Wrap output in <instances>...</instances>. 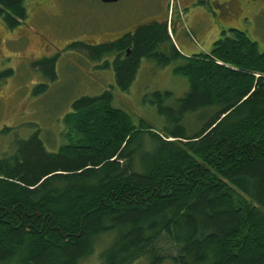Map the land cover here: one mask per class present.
Listing matches in <instances>:
<instances>
[{"label":"trees","instance_id":"trees-1","mask_svg":"<svg viewBox=\"0 0 264 264\" xmlns=\"http://www.w3.org/2000/svg\"><path fill=\"white\" fill-rule=\"evenodd\" d=\"M27 1L0 0L8 29L25 20ZM68 48L112 67L120 91L143 58L176 62L189 87L175 105L170 91L148 95L157 128L114 107L106 89L71 101L70 140L57 151L39 129L17 137L0 157V264H79L104 234L98 264H264V50L230 28L209 52L183 55L167 21ZM56 60L31 64L47 81L33 95L56 80ZM12 74L1 70L0 84ZM188 115L207 119L190 130Z\"/></svg>","mask_w":264,"mask_h":264},{"label":"rangeland","instance_id":"rangeland-1","mask_svg":"<svg viewBox=\"0 0 264 264\" xmlns=\"http://www.w3.org/2000/svg\"><path fill=\"white\" fill-rule=\"evenodd\" d=\"M157 1L160 2L32 0L25 3L27 16L16 28L8 29L0 21V71H13L0 84V157L14 150L17 137H27L36 129L40 130L46 148L57 151L70 140L65 134L62 117L70 111L71 101L106 89L111 90L114 107L131 115L135 123L144 119L157 128L162 119L149 102L148 95L155 90L170 91L172 97L167 103L175 105L189 87L185 77L173 73L176 62L159 67L143 58L129 89L120 91L112 67L98 68L101 63L90 60L83 51L68 48L73 42L92 45L109 38L113 40L136 25L164 20L163 14L157 15ZM169 1L172 6L171 13L167 14V19L171 16L170 37L183 55L198 53L199 49L210 50L221 37V30L229 28L244 31L260 50H264V0H228L232 1L235 13L230 18L221 17L218 8H215V17L207 6L186 5L184 0ZM52 55H57V78L47 83L44 93L33 95L35 85L47 81L31 64L36 59ZM206 119V116L196 119L195 115H188L186 123L191 126L190 130H195ZM110 240L111 235H101L93 252L79 264H98L99 253ZM165 248L174 253L172 246ZM146 263L142 258L132 264Z\"/></svg>","mask_w":264,"mask_h":264},{"label":"flooded vegetation","instance_id":"flooded-vegetation-1","mask_svg":"<svg viewBox=\"0 0 264 264\" xmlns=\"http://www.w3.org/2000/svg\"><path fill=\"white\" fill-rule=\"evenodd\" d=\"M157 3H158V1H157ZM157 3H156V7H157ZM183 4H186V5H189L190 4V5H193L195 7H204V8H206L205 6H207L208 8H210L211 14L213 16H215V17L217 16V13L215 11V8H218L219 9V12L218 11L217 12L223 18H230V17H233L235 15L234 8L231 5L232 4V1H228V0H184V3ZM158 5H159L158 6L159 9L157 11V15H162L163 14V16L166 17L164 20H162V19H160V20L159 19L158 20H151L149 22H146V23H143V24H140V25H136L135 27H133L129 31L121 34L119 37L124 36V35H127V34H133L138 28H140L142 26H145L147 24H150V23H152L154 21H161V22L162 21H167V23H168V30H169V27L171 26V16H170V18L167 19V14H168L169 11L171 13V8H172L171 3H170L169 0H160V2L158 3ZM193 13H196V11H194ZM170 15H172V14H170ZM204 15L207 16L208 13L205 12ZM222 31H226V29H222L221 32ZM114 35H115V33H113L112 36H114ZM119 37H117V38H119ZM109 39H107V41ZM116 39H113V40H116ZM113 40H109V41H113Z\"/></svg>","mask_w":264,"mask_h":264},{"label":"water","instance_id":"water-1","mask_svg":"<svg viewBox=\"0 0 264 264\" xmlns=\"http://www.w3.org/2000/svg\"><path fill=\"white\" fill-rule=\"evenodd\" d=\"M103 3H112V2H117L119 0H101Z\"/></svg>","mask_w":264,"mask_h":264},{"label":"crops","instance_id":"crops-1","mask_svg":"<svg viewBox=\"0 0 264 264\" xmlns=\"http://www.w3.org/2000/svg\"><path fill=\"white\" fill-rule=\"evenodd\" d=\"M176 47H177V46H176ZM177 48H178V47H177ZM178 49H179V48H178ZM198 49H199V48H198ZM199 50H200V52H201V51H203V52H209L211 49H210V50L199 49ZM188 54H190V53H188Z\"/></svg>","mask_w":264,"mask_h":264}]
</instances>
